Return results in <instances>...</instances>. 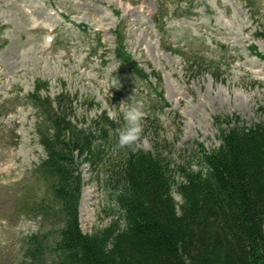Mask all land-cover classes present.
<instances>
[{"label": "rangeland", "instance_id": "1", "mask_svg": "<svg viewBox=\"0 0 264 264\" xmlns=\"http://www.w3.org/2000/svg\"><path fill=\"white\" fill-rule=\"evenodd\" d=\"M39 81L49 83L41 99L70 96L73 125L89 127L103 111L115 118L121 102L135 100L140 148L154 152L158 142L177 161L198 144L209 150L226 117L251 125L264 116V0H0V264L55 263L58 202L31 97ZM108 164L79 163L87 233L122 215Z\"/></svg>", "mask_w": 264, "mask_h": 264}, {"label": "trees", "instance_id": "2", "mask_svg": "<svg viewBox=\"0 0 264 264\" xmlns=\"http://www.w3.org/2000/svg\"><path fill=\"white\" fill-rule=\"evenodd\" d=\"M65 96L47 117L53 134L42 136L41 166L54 179L58 202L50 217L54 264H264V116L251 125L226 117L218 146L198 144L177 161L158 142L154 152L117 148L122 114L73 125ZM80 162L109 163L122 213L90 233L79 220Z\"/></svg>", "mask_w": 264, "mask_h": 264}, {"label": "clouds", "instance_id": "3", "mask_svg": "<svg viewBox=\"0 0 264 264\" xmlns=\"http://www.w3.org/2000/svg\"><path fill=\"white\" fill-rule=\"evenodd\" d=\"M125 101L119 104L124 125L116 130V147L120 149L134 148L136 146L142 131V120L144 116L143 106L139 101L133 100L127 105H125ZM108 114L109 116L113 115L112 112Z\"/></svg>", "mask_w": 264, "mask_h": 264}]
</instances>
